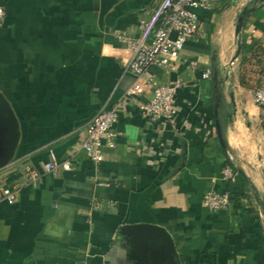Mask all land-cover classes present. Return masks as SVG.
Instances as JSON below:
<instances>
[{
  "label": "crops",
  "instance_id": "crops-1",
  "mask_svg": "<svg viewBox=\"0 0 264 264\" xmlns=\"http://www.w3.org/2000/svg\"><path fill=\"white\" fill-rule=\"evenodd\" d=\"M0 1V91L20 126L0 169V187L19 188L15 203L0 200V264H264V107L254 100L264 87V0H248L237 36L238 0L200 12L180 59L149 71L161 84L183 82L177 114L158 120L140 109L151 89L126 96L135 76L118 36H139L163 0ZM103 106L119 119L115 145L95 163L82 141ZM51 153L70 170L28 183L23 169L42 170ZM210 189L230 192L229 208L209 210ZM138 226L162 228L171 247Z\"/></svg>",
  "mask_w": 264,
  "mask_h": 264
},
{
  "label": "built area",
  "instance_id": "built-area-1",
  "mask_svg": "<svg viewBox=\"0 0 264 264\" xmlns=\"http://www.w3.org/2000/svg\"><path fill=\"white\" fill-rule=\"evenodd\" d=\"M223 0H163L152 17L143 22L141 33L137 37L119 35L129 51L128 69L134 74V83L126 90L127 97L143 95L151 89V98L141 104L140 109L152 120L171 119L177 114L176 98L183 87L181 79L172 83L161 84L149 74L153 66L166 67L175 64L186 42L196 36L200 30V12L208 11ZM6 18V10L0 1V28ZM208 70L204 77L208 78ZM256 104L264 107V87L254 91ZM119 119L115 107H101L93 116L88 133L82 141V148L95 163L104 160V147L115 145L114 125ZM69 161H59L54 153L42 170L26 166L22 174L28 183H36L45 174H55L58 170H70ZM239 173L226 166L223 169L225 180H234ZM16 186L0 187V200L15 203L18 199ZM204 204L209 210L216 211L229 208L232 195L213 189L204 194ZM104 264H112L105 262Z\"/></svg>",
  "mask_w": 264,
  "mask_h": 264
},
{
  "label": "water",
  "instance_id": "water-1",
  "mask_svg": "<svg viewBox=\"0 0 264 264\" xmlns=\"http://www.w3.org/2000/svg\"><path fill=\"white\" fill-rule=\"evenodd\" d=\"M248 13L249 9L248 7H245L239 14L236 24L237 35L241 31ZM216 121L219 139L222 144L226 146L224 125L222 124V121L219 118H217ZM19 138L20 126L18 118L14 110L12 109L9 101L0 91V169L4 168L14 157L15 150L18 146ZM137 228H147L149 230L161 233V235L165 238L167 244H163L162 246H160V249H164L166 246L171 247V241L162 228L156 226H138Z\"/></svg>",
  "mask_w": 264,
  "mask_h": 264
},
{
  "label": "rangeland",
  "instance_id": "rangeland-1",
  "mask_svg": "<svg viewBox=\"0 0 264 264\" xmlns=\"http://www.w3.org/2000/svg\"><path fill=\"white\" fill-rule=\"evenodd\" d=\"M225 1H228V0H223L221 2H218L217 3V6L218 7H221ZM230 2L233 1V0H229ZM238 2H240V4L238 5V8L236 9V13L233 15L232 19H231V29L233 30V33L236 32V24H237V19H238V16L239 14L242 12L243 8L244 7H251V5H249V1L248 0H238ZM243 2V4H242ZM237 36V34H236Z\"/></svg>",
  "mask_w": 264,
  "mask_h": 264
},
{
  "label": "trees",
  "instance_id": "trees-1",
  "mask_svg": "<svg viewBox=\"0 0 264 264\" xmlns=\"http://www.w3.org/2000/svg\"><path fill=\"white\" fill-rule=\"evenodd\" d=\"M229 5V0L228 1H225L224 4L219 7L220 10H223L225 7H227Z\"/></svg>",
  "mask_w": 264,
  "mask_h": 264
}]
</instances>
